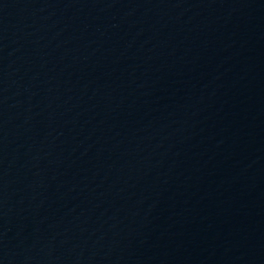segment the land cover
Wrapping results in <instances>:
<instances>
[{"label":"water","instance_id":"water-1","mask_svg":"<svg viewBox=\"0 0 264 264\" xmlns=\"http://www.w3.org/2000/svg\"><path fill=\"white\" fill-rule=\"evenodd\" d=\"M0 264H264V0H0Z\"/></svg>","mask_w":264,"mask_h":264}]
</instances>
